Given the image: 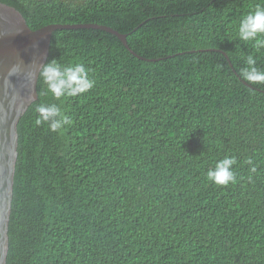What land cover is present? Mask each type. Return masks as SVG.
Wrapping results in <instances>:
<instances>
[{
    "label": "trees",
    "instance_id": "obj_1",
    "mask_svg": "<svg viewBox=\"0 0 264 264\" xmlns=\"http://www.w3.org/2000/svg\"><path fill=\"white\" fill-rule=\"evenodd\" d=\"M0 1L32 29L110 26L144 57L103 29L53 32L46 62L83 64L94 85L55 98L38 78L6 264H264V85L240 77L249 56L264 70V48L237 36L264 0ZM51 104L70 121L55 132L36 124ZM225 157L235 180L213 184Z\"/></svg>",
    "mask_w": 264,
    "mask_h": 264
},
{
    "label": "water",
    "instance_id": "obj_2",
    "mask_svg": "<svg viewBox=\"0 0 264 264\" xmlns=\"http://www.w3.org/2000/svg\"><path fill=\"white\" fill-rule=\"evenodd\" d=\"M83 27L115 34L131 53L144 58L129 47L125 33L110 26L52 23L32 29L16 7L0 1V264H6L9 247L8 226L18 147L17 123L28 106L38 98V77L32 74L36 72L38 62H46L55 30ZM222 53L234 71L229 57ZM14 64L21 68V74L9 81L7 72Z\"/></svg>",
    "mask_w": 264,
    "mask_h": 264
},
{
    "label": "clouds",
    "instance_id": "obj_3",
    "mask_svg": "<svg viewBox=\"0 0 264 264\" xmlns=\"http://www.w3.org/2000/svg\"><path fill=\"white\" fill-rule=\"evenodd\" d=\"M237 36L241 41H253L257 49L264 48V5H257L241 18ZM20 74L21 68L15 64L11 65L7 72L9 81ZM32 76L41 79L46 85V91L55 98L76 97L94 85V81L89 78L88 71L83 64L61 66L54 59L46 63L38 62L37 70ZM240 77L248 85H264V70L256 67V60L253 56L247 58V67L241 71ZM37 113L36 124L47 123L53 132L61 130L70 123L55 104L40 105L37 107ZM235 163L236 160L233 157L217 160L214 166L207 170L206 178L216 185H228L235 180L232 168ZM251 170L255 171V167Z\"/></svg>",
    "mask_w": 264,
    "mask_h": 264
}]
</instances>
